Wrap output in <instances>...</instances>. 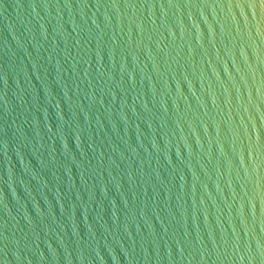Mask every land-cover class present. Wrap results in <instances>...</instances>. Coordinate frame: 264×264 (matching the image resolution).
<instances>
[{"label":"water","instance_id":"obj_1","mask_svg":"<svg viewBox=\"0 0 264 264\" xmlns=\"http://www.w3.org/2000/svg\"><path fill=\"white\" fill-rule=\"evenodd\" d=\"M0 264H264V0H0Z\"/></svg>","mask_w":264,"mask_h":264}]
</instances>
